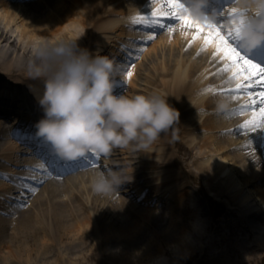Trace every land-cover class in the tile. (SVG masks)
I'll return each instance as SVG.
<instances>
[{"label": "bare ground", "instance_id": "6f19581e", "mask_svg": "<svg viewBox=\"0 0 264 264\" xmlns=\"http://www.w3.org/2000/svg\"><path fill=\"white\" fill-rule=\"evenodd\" d=\"M67 1L63 3L62 0H23V2H20V0H0V74L3 75L2 83L7 84L9 82L10 84V89H5L3 86L2 92L7 90L6 93L12 95V99H10L14 102V105H18V98L20 97V105L31 106L32 109L36 108L33 111V119L37 121L44 115L43 108L39 104L36 95V93L40 94L43 91V80L40 78L33 79L30 74L19 78L16 70L19 71V74L21 73L20 70L29 73L28 60L41 42L55 41L62 38L78 39L80 46L90 49L93 44L102 43L106 38L113 40L114 35L112 34L115 33L113 32L115 29L120 30L116 38L124 39L126 37L136 38L137 40L141 36H137L139 33L131 26H134L132 23H139L134 21V17L143 16L138 12L141 7H144L150 1L151 4L147 6L154 5V9H161L165 4H168V0H119L118 2L114 0L107 9H117L120 16L113 17L110 15L111 17L104 20V25L98 29V31L100 30L99 33L107 31L106 34L110 33L112 36L103 35L100 37L98 34L95 37L96 39L92 38L88 41L87 32L79 33L80 29L77 27L76 22H68V19L72 17L71 19L74 20V14H77L81 16V18L77 17L85 25L88 20H91L92 14H96L93 9L98 7L102 9V0ZM231 9L232 7L229 6V10ZM135 12L136 16L134 15ZM128 29L131 31L129 33L132 36H125ZM175 31L178 33L168 35L162 40L161 37L160 40L154 42L152 50H157L156 53L162 50L161 54L165 55V58L170 61L168 63L165 60V64L159 62L158 68L166 72L170 67L172 68L170 72L173 75L169 76L171 77L169 80L173 81L172 88L175 89V94L185 93L188 96L186 106L194 107L204 104L203 107H212L209 110L191 112L199 118V120L192 118L199 123L191 124V128L194 130L191 143L193 144L195 141L199 143L203 140L209 150H205L200 156L194 158L195 167L189 172V177L192 179L196 176H199L200 179L204 178L208 192H211L220 201L222 197H227L224 200L225 204L227 202L234 206L233 210L229 211V215H232L231 218L224 221L226 225H235L236 228L238 224L243 226V228L238 226L241 233L236 236L238 241L233 247L240 248L247 253L250 252L252 254V258L248 260L250 261L255 258L256 252L264 250V240L254 229L257 224L252 222L253 219L258 217L259 222L264 226V216L261 214L264 213V208L257 209L258 215H256L257 211L249 212L246 206L251 204L259 206L264 203V128H244L245 121L251 120L254 115L258 117V112L253 113L251 110L245 113L244 111L250 109L247 107L251 100V97L247 95L249 91L255 95L257 101L252 107H264V105L259 104V93L264 91V86L258 80L246 81L245 89L237 92L235 89L238 81L233 75L235 68L229 70L225 67L229 61L224 60L222 55H216V43H206L204 39L206 33H202L197 37L195 35L197 29L187 26H182ZM65 32H68L70 36H65ZM181 32H183V42L180 40ZM124 43H118V47H115L108 42L107 55L115 54L117 56L127 53L129 55L128 47L133 48L138 44L130 39ZM101 47L97 49H101ZM164 50H166V53ZM179 51L183 53V56L191 57L193 61L190 64L181 63L182 61L178 59ZM101 54H104L103 51ZM171 63H173V66L168 67ZM133 67L134 64L129 67L131 72L136 68ZM152 69L154 68L150 67L148 69L151 74L154 73ZM208 72H213L214 76L217 75L219 79L213 83L204 84L207 81L204 80V77ZM187 76L191 77V82H187ZM121 81H125V79L122 78ZM195 86L201 88V91L195 92L193 90ZM257 88L261 90H252ZM214 89L218 91L214 92ZM224 91L230 92L225 94ZM211 93L213 95L208 97ZM221 96L232 97L234 104L237 105L228 112L217 111L216 101ZM31 115L26 114L20 130L27 129L28 122L33 121ZM13 119L17 124L19 120L16 117H13ZM34 124H36L35 121ZM11 125L9 127L4 126L0 121V175L3 176L0 179V257L3 258V264H8L9 261L15 264L14 259L18 258L21 264H73L75 258L79 259V257L70 256L65 249L76 244L82 246L86 243L87 245L88 240L92 243V250L90 249L89 253L102 254L100 249L102 245H105L104 241L109 242L112 248L114 246L118 247L110 255L114 258L120 255V258L125 261L124 264L135 258V264H177L176 259L186 251L198 249L204 251L205 254L207 253L206 247L215 236L214 232L208 230L217 227V224L206 217L205 212H203L205 209L204 203L201 200L196 202L197 208L199 205V210L194 214H190L192 218L190 224H183L184 231H178L174 227H163V239L155 238L156 241L153 243H145V240L139 238V235L142 234V228L135 227L131 222L132 220L126 218L128 216L126 212H131L132 208L130 207H133L132 197V200H134V197L143 195L146 201L153 202L154 209L152 211L156 213L158 227H161L165 223V216H160V213L164 212L166 215L169 208L170 215L166 216L167 220L176 224V221L180 219L178 210L181 207L186 208L188 205L187 197L189 196L188 182L186 185L185 181H179L182 176L181 171L172 169L175 172L164 170L163 173L158 172L159 174H157L154 168L151 167V170H149V167L143 164L134 169L142 174V178H139L136 174L135 178L130 180L133 185L132 190H135L136 193L125 185L126 187H123L122 190H116L106 195L98 194V197L91 198L86 192L82 194V191L87 189L90 182L87 176L88 173L85 171L79 172V175L76 176L78 178L76 180L84 184L79 190L80 194L73 190L71 176L64 179L63 182L56 180L58 178H54L53 181L48 180L45 187L38 189L32 199L29 198L32 200L34 207L32 205L30 206L31 210L28 209V212H23L25 221H21L22 231H20L21 228L13 232L10 231L9 227L12 226V223L17 224V221L16 219L10 220L9 217L4 215L7 213L12 215L13 212L15 214V210L21 201H25L30 195H33V191L36 189L34 182H42L46 177L51 176V173L45 171V167L41 168L39 161L31 160L30 156L22 154L24 149L27 152H30V149L24 148L16 140L20 137L18 124L12 126L13 128H11ZM201 125L207 126L206 132L201 128H199L200 130L194 129ZM232 128L235 129L230 130ZM133 147L135 148V145L127 146L128 152ZM154 147L151 145L147 150L138 147L136 150L141 157L143 153L149 155ZM163 152L168 154L167 151ZM207 152H210V154H207ZM175 155L180 157V151H175ZM11 165L16 167L26 166L27 168L36 167L41 173L33 170H18L11 167ZM164 173H166L165 176ZM72 178L75 179L74 176ZM185 179V177L181 178V180ZM17 191L21 194H17ZM123 191H125L124 194L119 193ZM259 201H261V204ZM161 203L166 205L162 206ZM192 207L196 208V205ZM104 211L113 213L112 219L101 216ZM191 211L192 209L189 212ZM89 216L92 218L88 219ZM234 217L235 222L233 221ZM157 232H159L158 228ZM226 237L224 235L221 239ZM65 238H70L72 241L62 242L61 240ZM22 244L24 245L21 248L23 252L16 250V247ZM33 245L35 246L32 247ZM88 245L90 244L88 243ZM52 246L53 250L48 248ZM18 249L20 248L18 247ZM171 251L173 254L170 253ZM34 253L35 258L33 259L32 255ZM166 253L168 254L165 255ZM143 257H146L149 261H142Z\"/></svg>", "mask_w": 264, "mask_h": 264}, {"label": "clouds", "instance_id": "9594fccd", "mask_svg": "<svg viewBox=\"0 0 264 264\" xmlns=\"http://www.w3.org/2000/svg\"><path fill=\"white\" fill-rule=\"evenodd\" d=\"M209 4L183 0L181 10L196 20L214 22L216 13H208ZM231 7L236 12L228 24L238 29L241 47L250 52L264 45V0H233ZM101 52L93 54L78 39L62 38L41 42L28 60L30 76L43 80V91L36 95L44 115L36 122V135L69 161L89 153L108 157L114 148L129 145L147 150L180 120V110L161 91L118 93L122 69L113 56ZM233 106L230 96L216 101L219 112ZM133 172L106 166L90 177L91 187L98 194L112 193L132 180Z\"/></svg>", "mask_w": 264, "mask_h": 264}, {"label": "rangeland", "instance_id": "374dc122", "mask_svg": "<svg viewBox=\"0 0 264 264\" xmlns=\"http://www.w3.org/2000/svg\"><path fill=\"white\" fill-rule=\"evenodd\" d=\"M64 1L65 0H62L63 3H65ZM115 1L118 2L119 0H115ZM112 2H114V0H104V3L106 4V8L102 7V9H101L98 7L97 9H93L96 11V14H92L91 20H88L87 23H85V25L78 18V17L81 18V16H78L77 14H74V17H75L74 20L71 19L72 18L71 17L68 19V22L75 21L77 27L80 29L79 33L87 32V39H89L88 41L92 40V38L96 39L95 37L98 34L100 37H102L104 34L99 33L100 30L98 31V29L104 25L103 21L106 20L107 18L111 17L110 13L112 14L113 17H118L120 15V12L117 11V9L116 10H112L111 8H110V10L107 9L108 8L107 4H110ZM0 9H1V7H0ZM103 9H106V10L104 11ZM180 23L181 22L178 21V22H175L174 24H172L170 26L167 25V26L163 27L162 29H160L158 36L149 42L150 44L147 43L145 46H143L141 48V52H140L139 56L136 58L138 60V68L137 69L139 70V72H138L139 80L137 79L138 74H135V73H137V71L132 73V76H134L132 83H133V85H135V87L130 88L129 90H127V92L132 94L134 89H138L136 93H149L153 90L161 91L164 94H166L167 96H169L168 97L169 102L180 110L182 118L187 119V120H190L192 118H196L198 120V118L191 113L192 112L191 109L188 106H186V101L184 100L185 99V97H184L185 93L184 94L183 93L175 94L174 93L175 89L172 91L168 90V89H164V86L167 85L169 78L171 79V77H169V76L173 75V73L170 72L172 70L171 67L169 68L168 72H165L166 74H164V75H162L161 73H157L154 76L153 74H151V72L148 71V69L150 67L154 68V69H152V70H154V73H155V71L161 70V68H158L160 65L159 62H161V63L163 62L164 64H165V62L170 63V61L165 58V55L161 54L162 50H160L159 53H156L157 50H152L153 49L152 47L154 45V42H156V40H158V39L160 40L161 37H162L161 38V40H162L164 37L166 38L168 35H171L173 33L177 34L178 32H176L175 30L182 27V24H180ZM183 32L180 33L181 34L180 40L182 42L184 41L183 36H182ZM65 36H70V35L68 32H65ZM89 43H91V42H89ZM164 52L166 53V50H164ZM178 53H180L178 59L182 61L181 63L190 64L191 61H193V59L191 57L187 58V57L183 56L182 55L183 53H181L180 51ZM165 60H167V61H165ZM154 63H155V65H154ZM169 66H173V63L168 65V67ZM209 67H210V64H209ZM20 72L21 73L19 74V71L16 70L17 77H19V78L26 77V74H29L26 71L22 72L20 70ZM209 75H210V77L213 78L214 73L209 72ZM14 76H15V74H14ZM187 77H188L187 80H189V82H191L190 77L189 76H187ZM139 82H141V84H139ZM193 122L194 121H191L190 124ZM185 123H186V120H185ZM198 127H201L202 130L204 132H206L205 129L207 128V126L205 127V125H201ZM192 130L193 129H187V131H192ZM184 132H186V131L180 130L181 134H179V138L177 137V134L173 135L175 133L174 129H172V131L169 130L167 133L162 134L163 138H162V141L160 143L162 145L164 144L165 150L169 153L170 160L168 162H171L172 160H173V162H175V159L172 158V156H173L172 150L178 149V147L182 148L184 146L183 145L184 139L181 138L184 135ZM153 144L157 145L156 142H154ZM194 150H195L194 154L197 156H200L203 152H205V150H209V148L206 146V144H204V141L201 140L199 143H196ZM207 154H210V152H207ZM193 159L194 158L189 159L188 164L186 165V169L182 170L184 172V175H187L189 172H191L194 169L195 164L193 162ZM154 165L157 166L158 163H155ZM12 167L16 168L15 166H12ZM17 169H19V170H22V169L30 170L29 168H25V167H23V168L17 167ZM5 170H8V169H5ZM79 172H80V170L73 171L72 175H71V180L73 183V190H75L77 193L80 194L79 190H81V187L84 184H81V182L76 180V179H78V178H76V176L79 175L78 174ZM72 176H74V178H75L74 180H73ZM64 178L67 179V177L64 176V177L58 178L56 180L63 182ZM48 180L49 179H46L43 182L38 183L36 185V190L34 192H36L38 189H40L42 187H45L46 183L48 184ZM53 180H55V179H52L51 181H53ZM194 180L197 183H195L193 185L198 191H197V194L194 195L193 197L195 199H198V198L202 199V201L204 203V207H205L203 212H205L206 217L209 218V220H211L217 224V227H212L208 230L209 232H214L215 236L213 239H211V242L208 243V246L206 247V250H207L206 254L207 255L204 253V251H200L198 249L186 251L183 255H180L176 259L177 264H264V250H259L258 252H256L255 258L253 260L248 261L250 258H252V254L250 252L247 253V252H244L243 250H241L240 248L238 249L237 247H233V245L238 241L236 236H238L241 233L239 227L243 228V226L241 224H238L239 227L237 226V228H236L235 225H226L225 224L226 222L224 220H226L227 218H231L232 215H229V213H230L229 211L233 210V207H234L232 204H229L227 202L225 204L224 200H226L227 197H225V196L222 197V200L220 201V199L215 198L213 195H209L210 193L206 194V192L204 190H200L198 188L200 185L198 181H201V179H198L197 177H195ZM8 183H10V182H8ZM205 183H206V181H205V179H203L202 184L205 185ZM190 190H191V188H190ZM85 192L87 194H89V196L91 198L98 197V193L93 191L90 182H89V185L87 186V189L82 191V194H84ZM1 193H3V192H1ZM16 193L21 194L19 191H17ZM33 196H34V194L30 195L29 198L32 199ZM30 199H28L21 206H19L15 210V214H13L14 213L13 212L12 215L9 213L4 215V216L9 217L10 220L16 219V221H17V224L12 223V226L10 225L11 226V227H9L10 231L13 232V231H16L18 228H21L20 227L21 221L22 220L25 221L24 220L25 214L23 212H28V209L31 210L30 206H32V205L34 207V204H33L32 200H30ZM259 203L261 204V201H259ZM132 204H133V207H130V208H132V210H131V212H126V213H128V216L126 218L129 219L130 221L132 220L131 222L135 227L142 228L141 229L142 234L139 235L140 237L139 236L138 237L141 238V240H145V243H147V242L153 243L154 241H156L155 238H162L163 239L164 238V235L162 233V232H164L163 227L164 228L174 227L178 231H182V230L184 231L185 228L183 229V226H184L183 224L184 223L190 224V222L192 221L190 214H194L198 210L197 206L191 212H189L190 210L188 209V206H186L187 209H184V207L179 208L178 215H179L180 219L176 221V224H174L172 221L167 220L166 216L170 215L169 210H168L169 208H168L166 215L164 214V212L160 213V216H165V223L163 226L158 227V224L156 222L157 218L155 217L156 213H153V211H152V209H154V206L152 204L150 205L149 203H142V202H137V203L132 202ZM262 204L259 206H254L252 204L249 206L246 204L245 205L248 207L249 212H253V211L256 212L257 209L260 210V208H264V203H262ZM188 205H189V202H188ZM246 206H245V208H247ZM101 209H103V208H101ZM112 214L113 213H111L110 211H108V212L104 211L101 216H103L104 218L112 219L111 218V216H113ZM255 214L258 215V211ZM261 214L264 216V213H261ZM91 218H90V216L88 217V219H91ZM250 220H252V219H250ZM233 221L235 222V217H234ZM252 222L257 224V226H254V229L258 232V235L261 236L264 240V226L259 222L258 217H257V219L256 218L253 219ZM236 223H237V221H236ZM157 228H158L159 232H157ZM20 231H22V228L20 229ZM230 231L232 232L231 234H230ZM224 235L227 236L225 238L226 240L221 239V237ZM69 240L72 241V239H70V238H67V239L65 238L64 240H61V241L67 243ZM87 242L90 245H88V243L86 245V243H85V245H82L84 247H82V246L76 244L75 246H72L68 249H65L67 253L69 252L70 256H76V257L78 256L79 257V259L75 258L73 264H124L125 261H123L120 258V255H118L119 257H115V258L110 255L111 252L116 251L115 249H118V247L114 246V248H112V247H110L109 242L104 241L105 245H102L101 249H100L102 254L101 253L98 254L96 252H93V253L90 252L89 253L90 249L92 250V248H91L92 243L89 240ZM26 243H28V242H26ZM33 243H34V241H33ZM155 243H157V242H155ZM23 246H24L23 244L18 246L20 249H18V247H16V250H21L23 252V250L21 249ZM34 246L35 245H33L32 247H34ZM48 248L53 250V246L48 247ZM121 250H123V249L121 248ZM55 252H57V251L55 250ZM170 253L173 254L172 251ZM167 254L168 253H166L165 255H167ZM23 257L26 260L25 256H23ZM32 257H33V259L35 258V253L32 255ZM19 260H20L19 258L14 259L15 264H21V263H19ZM144 260L149 261L146 257L142 258V261H144ZM135 262H136V258L132 259L128 263L126 262V264H135ZM0 264H3V258L2 257H0ZM8 264H14V263L9 261Z\"/></svg>", "mask_w": 264, "mask_h": 264}, {"label": "snow or ice", "instance_id": "6c2138e0", "mask_svg": "<svg viewBox=\"0 0 264 264\" xmlns=\"http://www.w3.org/2000/svg\"><path fill=\"white\" fill-rule=\"evenodd\" d=\"M169 10L162 11L160 8H156L152 11L148 18L144 16L134 17L135 22L143 23H155L157 25L161 24L162 17L175 16V18L181 22L182 26L194 27L197 29L195 35L199 37L202 33H206L204 39L206 43H216L217 44V56L223 57L224 60L229 61L225 67L229 70L235 68L233 75L237 79L236 91L239 92L245 89L246 81H256L258 80L262 86H264V65L249 59L248 56L242 54L239 48L231 43L234 37H237V32L233 30L232 27L225 32L220 23L213 21H199L191 17L190 15L182 12L183 0H168ZM236 9L232 8L230 10L231 17L235 14ZM132 75L131 71L127 72V76L130 78ZM247 95L251 97V100L247 104V107L251 108L253 113L258 112V117L256 115L249 121H245L244 128H264V107L253 108L252 105L257 103L255 95L249 91ZM259 104L264 105V91L259 93ZM243 110V109H241Z\"/></svg>", "mask_w": 264, "mask_h": 264}]
</instances>
